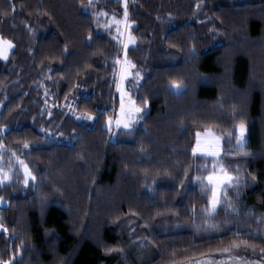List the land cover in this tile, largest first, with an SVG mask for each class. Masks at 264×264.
Listing matches in <instances>:
<instances>
[{
	"label": "trees",
	"instance_id": "trees-1",
	"mask_svg": "<svg viewBox=\"0 0 264 264\" xmlns=\"http://www.w3.org/2000/svg\"><path fill=\"white\" fill-rule=\"evenodd\" d=\"M92 2L124 11L121 0ZM88 3L0 0V35L14 44L0 59V144L7 166L14 153L35 177L25 185L15 167L0 184V261L168 264L233 242L264 248V0H131L127 57L147 112L112 139L121 47ZM70 99L95 120L68 113ZM239 124L249 127L244 152ZM210 128L242 182L243 209L220 207L219 231H204V158L193 151Z\"/></svg>",
	"mask_w": 264,
	"mask_h": 264
},
{
	"label": "rangeland",
	"instance_id": "rangeland-1",
	"mask_svg": "<svg viewBox=\"0 0 264 264\" xmlns=\"http://www.w3.org/2000/svg\"><path fill=\"white\" fill-rule=\"evenodd\" d=\"M121 1H122V6L124 8V11L121 16H118L117 13H112V12L110 14L109 11H105V8L101 9L99 7L100 4L98 2H94V3L92 2V6H89V9L92 10L95 16L97 17L98 25L101 28L112 30L114 32V37L116 38V40L118 41L121 47V58L119 59L120 62L118 63V72L116 75V84H115L116 97H118V103L117 105H115L114 107L115 110H113L114 112L109 118V120L111 119L112 121L111 124H109V120L107 123V127L109 130V139H112L115 135L114 133L121 128L130 129L136 126L138 123L142 121L144 114L147 112L146 108H143L140 105H138L135 98L133 97V89L135 86H137L141 82L142 75L140 71L137 69L136 65L128 57H127V60L130 62L131 65H135V67L128 66L127 71H125L126 69L125 52L128 51L129 47L134 46L137 40L131 31V27H132V24L130 22L131 0H126V3H127V17L126 18L124 15L125 0H121ZM0 37L2 36L0 35ZM129 37L133 38L135 43H129ZM3 39L6 41H10L5 38ZM125 44L128 45L127 49H125L124 47ZM13 50H14V47H13ZM11 53L9 54L7 53L8 57ZM171 87L176 92H181L184 88V86L179 83L172 84ZM122 100L124 102L126 110L132 106L139 107L142 109L141 112L139 113L132 112L130 116L127 117L131 120V126L129 128H125L123 124H121L119 127H117L116 125V120L120 119L121 117V101ZM49 104L52 107H54L52 103H49ZM65 108L68 113L73 115L78 120H83L88 123H92L96 118V116L94 115L78 111L77 102L74 99H70L67 102ZM88 116H92L93 119L91 120L86 119V117ZM240 125L241 124L237 125L236 127V136H237L236 148L244 152L246 148V143L248 142L249 127L247 126V124H243L244 125V133H243V140H242L243 147L241 148L238 145L239 138L241 136ZM198 133H199V137L197 135V140H196V144L194 148L196 149V151L194 153V156L203 157L204 161L201 166L203 169V173L201 175H197L196 180L199 183H201V186L203 187V189L208 195V201H209L211 197V185L208 184L207 177L209 174L213 173L214 165L216 166L215 173L217 175L220 174L221 165H223L229 172L230 170L227 168L224 158H223L225 155L223 134L211 128L200 131ZM208 133H210L211 135H207ZM217 138L219 139L218 147L215 144V140ZM198 140H199V143H198ZM0 145H3V144H0ZM5 150L6 148L4 146V152ZM213 150L218 151L219 155L216 157H213L212 155H210L209 153ZM4 152L2 155H0V167H2L3 170L7 172L11 177L13 174H16L15 167L17 168V172L21 170L20 172H22L24 175V169L20 165L19 161H23L24 164H26V162L22 158H19L18 156L14 155L13 158L11 157L12 159H10L9 164H8L9 167H8L5 162ZM230 173L232 174L234 178H236V180L234 181L233 184L227 185L224 188V191L227 193L228 199L232 201L233 208H235L237 211L233 212L231 209L227 208L226 204L223 202V197H222V203L217 207V212L220 207L225 206L229 213H233L234 215H237V214L239 215L241 210L243 209L242 207L243 199H242V190H241L242 182L240 181L239 177H237L232 172ZM30 181L32 180L30 179L29 182ZM7 182L9 181H5L4 183H7ZM206 185L207 187H205ZM5 205H7V201L4 199L0 200V207L5 206ZM208 207H210L209 202H208ZM257 213L258 212L252 209L251 211H249L248 215L254 216V215H257ZM216 214H214L210 219L208 218L209 224H213L215 222L214 219L216 218ZM259 214L260 216L258 217L262 219L264 217V214L262 213H259ZM0 224H1V221H0ZM237 244H239V247H232V244L227 245L225 248H228L229 251H222V249L224 248H218L215 250H210L200 255H191L187 258L177 259L168 264H264V248L263 247H260V246H257V245H254L248 242L247 243L238 242Z\"/></svg>",
	"mask_w": 264,
	"mask_h": 264
},
{
	"label": "snow or ice",
	"instance_id": "snow-or-ice-1",
	"mask_svg": "<svg viewBox=\"0 0 264 264\" xmlns=\"http://www.w3.org/2000/svg\"><path fill=\"white\" fill-rule=\"evenodd\" d=\"M92 4V0H89L88 6H91ZM125 18L127 17V3L125 0V12H124ZM129 43H135L134 39L129 37ZM14 47V45L12 44L11 41H6L4 40L2 37H0V59H4L7 60L8 59V51H10L12 48ZM125 49H127L128 45L125 44L124 45ZM120 61L117 60V63H119ZM125 65H126V69L125 71H127V67L131 66V67H135V65H131L130 62L127 60V52H125ZM142 109L139 107H130L126 110L125 105L123 100L121 101V117L120 119L116 120V125L117 127H119L121 124H123V126L125 128H129L131 126V120L129 118H127L128 116H130V114L132 112L135 113H139L141 112ZM86 119H93L92 116H88L86 117ZM111 119L109 120V124H111ZM240 132H241V136L239 138V142L238 145L239 147H243L242 144V140H243V133H244V125L241 124L240 125ZM199 137V133L197 134ZM207 135H211L210 133H208ZM199 143V140H198ZM215 144L217 145V147L219 146V139L217 138L215 140ZM25 148H28L29 145L27 143L24 144ZM194 153L196 151V149H193ZM4 152V146L0 145V155H2ZM210 155H212L213 157H216L219 155V152L216 150H213L209 153ZM13 155H15L13 153ZM20 165L23 167L24 169V184L27 185L29 180H35V177L32 175L31 171L28 169V166L26 164H24L23 161H19ZM215 165H214V171L212 174H209L207 177V181L208 184L211 185V197L209 199V205L210 207L205 208V209H201L202 213H207V218H211L214 214H216L217 212V207L222 203V197H223V202L226 204L227 208L231 209L233 212L237 211L235 208H233L232 206V201L230 199H228L227 197V193L224 191V188L227 185H231L234 183V181L236 180V178H234L232 176V174L223 166H220V174L217 175L215 173ZM199 179V178H198ZM11 180V176L5 172L3 170L2 167H0V184H4L5 181H10ZM207 187V185L205 186ZM193 227L196 228L197 231H200L201 226L200 225H193ZM219 225L218 224H208L205 228L204 231H219ZM0 231H6V229H4L3 225L0 224ZM236 235H239V233H236ZM241 243H246V242H241ZM232 247H239V244L233 242ZM222 251H229L228 248H224L222 249ZM0 264H12V261H0Z\"/></svg>",
	"mask_w": 264,
	"mask_h": 264
},
{
	"label": "crops",
	"instance_id": "crops-1",
	"mask_svg": "<svg viewBox=\"0 0 264 264\" xmlns=\"http://www.w3.org/2000/svg\"><path fill=\"white\" fill-rule=\"evenodd\" d=\"M11 51H13V48L8 52V54L11 53ZM8 54H7V55H8Z\"/></svg>",
	"mask_w": 264,
	"mask_h": 264
}]
</instances>
